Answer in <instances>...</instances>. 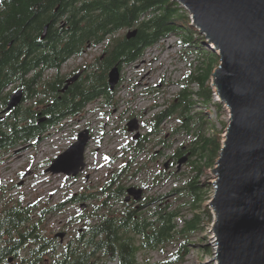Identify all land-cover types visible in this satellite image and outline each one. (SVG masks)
I'll use <instances>...</instances> for the list:
<instances>
[{"label": "trees", "instance_id": "obj_1", "mask_svg": "<svg viewBox=\"0 0 264 264\" xmlns=\"http://www.w3.org/2000/svg\"><path fill=\"white\" fill-rule=\"evenodd\" d=\"M193 23L190 14L173 0H0V107L8 105L4 91L11 84L23 90L24 102L56 101L54 107L43 112L47 122L41 125L37 124L38 115L24 105L9 114L0 130V154L19 142L41 140L63 121L80 116L97 101L110 106L117 93L111 91L108 82L112 69L118 66L122 71L162 38L180 35L184 44L203 56L205 68L200 67L190 80L191 84L197 83L200 92L193 93L185 87L179 95V105L153 118L148 136H159V127L164 121L177 113L185 117L194 108L193 97L201 98L208 110L186 118L184 129L187 132L190 122L196 125L193 139L186 152L182 148L176 153L178 161L189 154L191 159L187 166L197 173L177 191V196L191 197L194 207L201 209L207 191L204 185L209 184L200 185L198 175L217 165L224 141V132L216 128L213 136H207L212 126L207 114L216 113L210 108L212 105L219 114L225 108L224 104L214 102V91L207 86L213 72V57L217 58L218 65L219 57L207 47L205 38ZM47 27V36L42 41ZM122 31L137 33L129 38L118 36ZM101 45L103 54L80 68L84 76L75 85L63 87L66 77L59 73L63 66L72 58L82 57L88 49ZM38 68L41 71H37ZM47 70H57L58 75L45 80L43 75ZM59 97L63 98L62 102ZM177 107L182 111L176 112ZM145 143L139 142L127 150L138 156ZM132 169L131 162L114 175L98 196L70 200L72 205L96 199L99 202L88 211L80 210L73 218L84 228L64 247L58 239L43 235L46 214L60 212L63 206L42 212L41 219L35 220L31 207H23L21 203L3 204L0 208V264H11V258L17 264H47L46 256L53 258L51 264H184L192 248L197 246L194 237L204 231L205 220L195 214L181 225L178 222L180 209H171V204L160 198L145 199L140 208L126 203L128 189L123 181L130 178ZM173 176L175 174L158 173L157 185ZM116 203L122 204V210L114 209ZM207 214L210 215L209 210ZM170 245L177 249L167 259L154 263L146 257L139 262L141 254L165 251Z\"/></svg>", "mask_w": 264, "mask_h": 264}, {"label": "rangeland", "instance_id": "obj_2", "mask_svg": "<svg viewBox=\"0 0 264 264\" xmlns=\"http://www.w3.org/2000/svg\"><path fill=\"white\" fill-rule=\"evenodd\" d=\"M127 34L128 31H122L118 36L125 37ZM182 40V36L174 34L162 38L160 42L147 49L136 63L125 66L121 71L122 81L116 89L115 99L110 106L104 105L103 101H97L89 105L80 116L63 121L57 129L44 135L41 140L19 142L13 148L2 152L0 154V208L5 203H21L23 207H31L35 213L34 219L38 220L41 219L42 212H47L59 205L63 206L60 212L46 214L43 235L61 241L59 235L64 234L65 246L77 236L78 231L84 228L82 223L75 222L73 218L80 210L88 211L91 206L99 202V199H96L72 205L73 202L70 203V200L81 196L89 198L97 195L117 172L132 162V173L130 178L123 181V186L126 189L143 190L144 194L140 202L132 198L128 204L140 208L145 199L160 198L166 204H171V209H180L181 215L178 222L181 225L185 220L193 219L195 214L201 215L206 223L203 225L204 231L194 237L193 242L197 246L192 248L184 264H217L215 257L218 246L213 233L216 219L210 207L215 196L213 182L216 179L213 171L216 166L198 175L197 180L200 185L209 184L208 187L204 185L207 191L203 196L201 209L194 207L191 197L178 198L177 196V191L197 176V173L187 166L191 159L189 154L182 159H186L182 165L176 160V153L180 149L183 148L186 152L193 139V128H196V125L190 122L188 124L190 131L187 132L184 129L186 118L206 112L205 109L208 110V108L202 105L201 98L195 96L193 97L194 108L190 113H186L185 117L180 113L174 114L160 125L159 136H148L153 118L164 111L173 109L175 104L179 105V95L185 87L190 92H200L197 83L191 84L190 80L191 75L197 74L200 67L205 68L203 56L198 55L197 51L189 48ZM207 47L215 52L209 44ZM103 50L104 46L101 45L94 48L89 55L70 60L62 69V73L69 75L74 70L91 64L96 57L102 55ZM216 55L218 56L217 53ZM213 58V72L207 86L214 91V102L220 104L214 85V75L220 63L218 65L217 58ZM17 90V85H13L4 92L14 94ZM41 100L43 99L24 104V108L36 113L41 109L38 108ZM210 108L216 113L214 116L207 114L212 121L207 136H213V129L216 128L224 132V137L230 122V112L225 104L222 114L217 113L215 106L212 105ZM175 111L180 112L182 108L177 107ZM2 117L5 121L9 119L5 114L0 116L1 119ZM133 120H138L140 126L139 132L135 134L130 133L128 129V125ZM85 130H89L91 134L85 153V170L76 178L50 173L49 169L53 161L73 146L79 133ZM138 133H141V136L135 139ZM144 138L148 139L144 141ZM162 141L166 143L162 144ZM139 142L146 143L143 152L135 156L134 151H128L127 148H133ZM166 145L171 147L167 148ZM138 170H140L139 173L135 174ZM160 172L167 175L175 174V176L162 180L157 185L156 176ZM114 207L117 210L123 208L120 203H116ZM208 210L210 215L207 214ZM176 249L177 247L170 245L165 251L141 254L139 262L142 263L147 257L154 263H158L170 257ZM52 260L51 256L44 258L47 264H51ZM109 264H118V262Z\"/></svg>", "mask_w": 264, "mask_h": 264}, {"label": "water", "instance_id": "obj_3", "mask_svg": "<svg viewBox=\"0 0 264 264\" xmlns=\"http://www.w3.org/2000/svg\"><path fill=\"white\" fill-rule=\"evenodd\" d=\"M188 11L195 27L220 58L214 75L220 101L230 112L220 158L214 169L217 264H264V0H173ZM45 30L43 39L47 34ZM130 32L128 38L136 35ZM83 76L79 72L69 84ZM111 91L121 82L120 68L108 75ZM23 93L10 96L5 113L18 107ZM130 133L140 130L133 120ZM136 134L135 139L140 138ZM91 134L56 158L53 175L78 177L86 168L85 153ZM186 159L180 160L184 164ZM126 202L143 199V190L128 189ZM64 239V234L59 235ZM13 259H10V263Z\"/></svg>", "mask_w": 264, "mask_h": 264}, {"label": "flooded vegetation", "instance_id": "obj_4", "mask_svg": "<svg viewBox=\"0 0 264 264\" xmlns=\"http://www.w3.org/2000/svg\"><path fill=\"white\" fill-rule=\"evenodd\" d=\"M45 32V31H44ZM44 35V34H43ZM46 36H47V34H46ZM46 36H45V38H46ZM45 38L43 39V36H42V38H41V40L42 41H44L45 40ZM74 58H72L71 60H73ZM70 61V60H69ZM68 61V62H69ZM67 62V63H68ZM66 63V64H67ZM65 64V65H66ZM64 65V66H65ZM64 66H63V68H64ZM62 68V69H63ZM62 69L59 71V73H60V76H62L63 78L64 77H66L65 78V81L63 80V87L64 86H66L67 84H69V80L72 78V77H74L78 72H80V71H84L83 69H80V68H78L79 69V71H77V72H75L76 70H74L71 74H69V75H65V74H63L62 73ZM37 71H41V68H38L37 69ZM34 73V72H33ZM50 73H54V74H50ZM58 75V71L57 70H47V71H45V73H44V75H43V77L45 78V80H48V79H52V78H55L56 76ZM77 83V82H76ZM76 83H72L70 86H73V85H75ZM11 86H13V84H11V85H9L8 87H7V89L9 88V87H11ZM6 89V90H7ZM17 91H21L22 93H23V100H22V103L18 106V107H16L15 109H13L11 112H8V113H5V109L7 108V106L8 105H6L4 108H1L0 107V116H2L3 114H5L6 116H8V118H9V114H11L14 110H16V109H19V108H21L24 104H27V103H29L30 101H27V102H24L25 101V95H24V92H23V90H21V89H19L18 87H17ZM62 91V93L64 92V90H61ZM5 96H8V99H7V104L9 103V100H10V96H11V94H5ZM59 100L62 102V100H63V98H61V97H59ZM47 101V100H46ZM43 102V101H42ZM40 103V105H39V107L38 108H41V109H39V111L38 112H34V114H37L38 115V118H37V124H39V125H41V124H44V123H46L47 122V117H44V116H42V114H43V112L45 111V110H47L50 106L51 107H54L55 105H56V101L55 100H53V102L51 103V102H43V103ZM1 119V118H0ZM5 123H7L5 120H4V118L2 117V119L0 120V130L4 127V125H5ZM64 242H65V240H61V241H59V243L62 245V246H64ZM68 245V244H67ZM66 246V245H65ZM12 264H17L16 262H13Z\"/></svg>", "mask_w": 264, "mask_h": 264}, {"label": "bare ground", "instance_id": "obj_5", "mask_svg": "<svg viewBox=\"0 0 264 264\" xmlns=\"http://www.w3.org/2000/svg\"><path fill=\"white\" fill-rule=\"evenodd\" d=\"M217 100H218V101H220V98H219V96L217 97ZM228 110H229V109H228Z\"/></svg>", "mask_w": 264, "mask_h": 264}]
</instances>
